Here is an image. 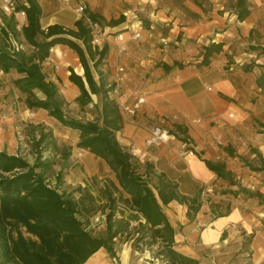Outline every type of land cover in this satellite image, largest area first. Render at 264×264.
Segmentation results:
<instances>
[{"label":"crops","instance_id":"1","mask_svg":"<svg viewBox=\"0 0 264 264\" xmlns=\"http://www.w3.org/2000/svg\"><path fill=\"white\" fill-rule=\"evenodd\" d=\"M38 2L42 10V28L55 23L66 28L72 27L74 21L79 19L75 11L79 5L99 14L101 20L107 22L119 18V22L105 27L106 33L123 38L118 41L115 35H107V39L103 40V44L108 45L105 61L109 66V78L112 79L116 69L123 66L127 80L121 89L120 102L131 105L140 97L144 98V102L133 116L121 111L123 126L117 132L118 141L123 147L135 148L134 155L141 163L148 162L153 165L155 173H164L178 184L182 194L197 196L205 184L216 188L229 185V190H234L237 185L234 179L239 176L230 163L238 159L257 163L255 150L264 157V57H257L251 50L247 51V47H243L252 42L251 36L260 37V33H264V10L248 6L250 12L242 21L237 19L235 12L231 13L228 28L223 30L220 29L219 16L215 18L212 15L211 20L203 19L198 6L190 0H104L98 8L93 0H69L65 5L63 0ZM137 14L144 17L146 28H155L153 38L147 37V29L142 33V38H133L141 21L136 20ZM221 33L227 34V41L214 37ZM179 34L199 37L195 45L185 46L188 39L179 38ZM202 38L206 41L202 42ZM161 41H167V44ZM211 42L223 43V50L214 54L207 66L197 67L203 47ZM121 44L126 48L123 52L119 51ZM59 46L51 50L42 64V70L48 80L54 83L59 80L71 90L70 96L64 90H59L69 101L79 95V89L68 79V69L73 68L78 57H73L71 52L67 53L68 57H62L63 48ZM245 57L254 60L248 61ZM174 62L185 65L179 68L173 65ZM163 64L171 68L165 70ZM81 68L75 70L79 75L83 73ZM91 97L96 106L97 96L93 94ZM173 123L186 127L194 155H181L182 142L174 136H169L159 146L146 143L152 127H167ZM39 125L46 129L44 124ZM45 125L49 127L54 123L48 120ZM50 130L57 146L66 143L71 147L67 149L68 157L61 158L62 162L73 161L65 174L71 185L87 187L96 200L95 190L88 183V178L102 179L105 176L109 177L111 183L118 185L114 173L110 172V167L103 159L77 147L78 131L68 128L67 132L72 131L74 134L68 141L53 127ZM242 153L248 154V159L242 157ZM204 160L224 163L234 184L218 177ZM102 182L99 184L102 185ZM239 194H231L234 200L227 211L220 215H215L204 204L192 216L187 215L186 204L172 201L162 205L163 212L174 228V249L197 259L199 264H214L209 259L212 256L209 252L226 240L227 235L221 239L222 233L236 225L248 229L250 212L245 206H239L240 202L235 199ZM262 211L260 209L257 213L259 217H262ZM116 216L127 220L131 226L144 222L140 213L122 206L116 209ZM101 218L105 220L104 215ZM249 249L253 259H264V236L261 233L253 235ZM107 255L104 249H99L84 264H111ZM126 258L125 254V261Z\"/></svg>","mask_w":264,"mask_h":264},{"label":"trees","instance_id":"2","mask_svg":"<svg viewBox=\"0 0 264 264\" xmlns=\"http://www.w3.org/2000/svg\"><path fill=\"white\" fill-rule=\"evenodd\" d=\"M15 1L18 9L25 11L26 24L18 30L15 16L5 14L0 8V70L3 73L14 70L20 74L12 82L25 95L26 107L46 110L62 126L78 131L77 147L103 159L115 174L118 185L111 183L103 189L109 206L105 216L106 228L104 234L94 236L79 215L92 210L95 196L80 185L75 188L77 196L59 190L60 175L51 185L47 173L52 170L54 162L43 156V152L56 151L58 146L51 130L37 126V134L33 136L37 150L33 163L19 153L0 151V264H84L99 249L116 259V239L131 241L134 251L151 250L161 264H199L197 259L174 249V228L162 210V205L176 201L186 204L187 215L192 216L202 205L199 196L182 194L177 183L162 172L155 173L152 164L141 163L118 141L117 132L123 126L121 110L111 98L113 84L104 81L99 69L107 56L108 45H92V34L86 21L100 23L101 16L84 7L83 15L74 21L72 27L55 23L42 28L38 0ZM236 5L239 7L237 18L242 21L250 12L247 2L237 0ZM23 44L28 45V51ZM57 45L67 46L79 59L82 75L69 68L68 79L79 89L74 100L80 107L92 102L91 95L97 96L98 116L94 120L66 116L57 84L48 80L42 70L43 62ZM251 49L256 50V47ZM222 50L221 42L204 46L197 67L207 66L210 58ZM173 65L181 68L185 64L174 62ZM163 68L169 70L171 66L163 64ZM164 130L191 148L192 140L184 125L173 123ZM255 153L257 163L243 161L252 171H264V157L256 150ZM68 155L69 152L65 151L63 158ZM204 162L218 177L234 184L224 163ZM242 191L248 196L254 195L249 190ZM227 192L238 194L240 190L223 193ZM119 203L140 213L144 222L131 226L127 220L115 218ZM123 235L124 239L121 238ZM225 236L226 232H223L221 239ZM153 246H156L155 250H152Z\"/></svg>","mask_w":264,"mask_h":264},{"label":"rangeland","instance_id":"3","mask_svg":"<svg viewBox=\"0 0 264 264\" xmlns=\"http://www.w3.org/2000/svg\"><path fill=\"white\" fill-rule=\"evenodd\" d=\"M193 2L192 4L198 6V10L203 14V19L211 20L212 15L215 18L218 16L220 19V29L223 30L228 28V19L230 18L231 13H236L239 10L236 2L237 0H190ZM95 6L98 8L101 4H103L104 0H93ZM247 7L251 6L256 10H264V0H246ZM64 5L66 4L63 2ZM214 13V14H213ZM137 19L140 21L138 23V32L141 34L140 38L143 36V32L145 29L149 30L146 32L147 37L153 38L155 33V28L152 29L147 26L145 27L143 23V16H139L137 14ZM226 17V18H225ZM226 19V21H225ZM238 19V18H237ZM118 19H110L108 22L105 20H101L99 27L102 30V42L100 47L103 45V42L107 39V35H111L114 37V33H106V26H110L113 23L112 21H118ZM151 25V24H150ZM257 30V29H256ZM183 33V32H182ZM260 37L251 36L252 42L249 44L243 45V47H247V51L251 50L257 57H264V33H260ZM116 36V35H115ZM219 36V37H218ZM214 35L215 38L222 39L223 41L228 40L227 34L221 33L220 35ZM179 38L188 39V42L185 46H193L196 43V40L199 36H189L185 37V35L179 34ZM207 39H211L208 37ZM104 40V41H103ZM202 42L206 40L204 38L201 39ZM162 44H167V41H161ZM201 44V43H200ZM256 47V50H252L251 47ZM60 48H63L61 52L62 57L67 56L69 52L73 55V57L77 58L75 52L69 49L67 46L60 45ZM23 48L27 51L29 50L28 45L23 44ZM126 49V48H125ZM120 51V49H119ZM123 52V51H122ZM51 54V52H50ZM261 55V56H259ZM107 57V56H106ZM105 57V59H106ZM244 58V57H243ZM247 58V57H245ZM103 60L102 64L99 66V69L102 72V77L107 84H110L111 80L109 78V66L108 63ZM246 60H254V58ZM264 61V59H262ZM80 63L78 58L75 60V64L73 65L74 71L79 70ZM95 78L98 79L97 75L94 73ZM20 74L16 73L14 70H11L8 73H3L0 70V142H3L0 145V151H5L8 154L11 153H19L23 157H25L30 163L34 162L36 157V149L33 145V136L36 135V127L39 126V123L44 124L46 129L50 130V127L57 130L63 138L70 141L74 134L72 131H68V128L62 126L57 120L50 117L46 110L42 109H28L25 105L24 98L25 95L21 93L14 85L12 80L14 78L19 77ZM58 85L59 90H64L68 95L71 94V90L61 84L58 80L56 83ZM61 92V91H60ZM40 96V93H37ZM62 95V93H61ZM70 96V95H69ZM121 96V95H120ZM63 97V95H62ZM70 98V97H69ZM64 102L62 103V109L66 116L73 117L77 119H81L83 121L94 120L98 116V109L94 105L93 102L80 107L79 104L74 100L70 99L67 101L63 97ZM120 102V98L118 100ZM120 108V107H119ZM53 122L54 125L49 126L45 125V122ZM39 122V123H38ZM160 126L162 129L170 128L172 126ZM1 144V143H0ZM71 148L66 143L58 145V150L51 152L44 151L43 156L52 160L54 162L52 170L47 173V176L50 180L51 185H54L55 178L57 175L61 176V184L59 186V190L65 191L67 194L72 193L74 196H77V192H75V188L78 185H71L67 179L65 174L68 171V167L73 162L72 160L68 162L61 161L63 153L67 151V149ZM79 148V147H78ZM187 148V146H186ZM130 149V148H129ZM131 150V149H130ZM180 150H182V144L180 145ZM242 157L248 159V154L242 153ZM59 155V156H57ZM257 160V159H256ZM231 166L238 171L239 178L234 179L237 185L234 186V190L236 191L239 188H249L250 192L254 195L248 196L247 193L240 190L239 197L235 199L238 200L239 206H245L246 209L250 212L251 220L248 223V229L240 225H236L235 227H230L226 232V240L220 242L217 247L211 249L212 252H209V255L212 253V256L209 258L214 261V264H246L247 262H252V264H264V259L255 260L252 257V253L249 249L250 240L256 232H259L264 236V213H262V217H259L257 213L259 210H264V173H256L251 172L248 167L243 165V161H232L230 163ZM110 172L112 170L110 169ZM113 173V172H112ZM115 175V174H114ZM102 179L105 181L102 182ZM102 179H94L88 178V183L95 190V195L97 196V200L92 207V210L88 212H83L79 215V218L86 226L87 230L94 236L102 235L105 232L106 223L103 221L101 215L106 216L109 211L108 202L106 200V195L103 192L105 186H111V182L109 181V177L102 176ZM102 182V185L99 183ZM113 184V183H112ZM212 187V191L201 198L200 194L202 188L198 192L199 199L202 204L207 205L210 209L213 210L215 215H219L227 211L229 205L234 200L233 195L231 193H223L224 191H228L229 185L224 186L223 188L213 187L211 184H205ZM204 186V185H203ZM99 189H102L99 194ZM239 191V190H238ZM117 196V195H116ZM126 207V205L119 203L118 207ZM116 208V209H117ZM264 212V211H262ZM115 218L116 211H115ZM118 219V218H117ZM123 235L121 238L124 239ZM115 249L117 258H111L109 255L108 258L111 264H120L122 261L123 264H161V260L153 257L151 250H144L143 252L134 251L131 247V241H122L119 239L115 240ZM127 249V253H126ZM156 246L152 247V250H155ZM127 256L126 261L124 260V256Z\"/></svg>","mask_w":264,"mask_h":264},{"label":"built area","instance_id":"4","mask_svg":"<svg viewBox=\"0 0 264 264\" xmlns=\"http://www.w3.org/2000/svg\"><path fill=\"white\" fill-rule=\"evenodd\" d=\"M65 3L69 2V0H63ZM0 8L1 10L7 14V15H11L13 14L16 18L17 21V29L21 30L22 26L26 24V14L25 11L23 9H18L17 7V3L15 0H0ZM75 11L79 14V18L83 15V11H84V6L79 5L75 8ZM88 26L91 30V34H92V45L94 47H100V44L102 42V30L99 27V24L96 22H92L89 19H86ZM141 34L139 32H135L133 34V38H140ZM116 39L118 41H122L123 38L121 35H117ZM120 52L125 50V46L124 45H120L119 46ZM127 80V73L126 70L123 66H119L116 71L113 74L112 77V82L111 84H113V90L111 93V98L114 99L119 107L120 110L123 113H126L128 115H135L137 109L139 108L140 104L144 102V98L140 97L138 98L133 104L131 105H124L121 102H118L120 95H121V89L122 86L124 85V83ZM169 136H173L168 134L164 129H162L160 126H154L151 128L150 130V135L148 137V139L146 140V143L148 145H152V146H159L161 145L163 142H165V140H167V138ZM186 144L182 143V150H181V155L183 156H192L195 154L194 150L191 148H186ZM131 151L134 155L135 153V148H131ZM212 191V187L208 186V185H204L201 191V198H203L205 195H207L208 193H210Z\"/></svg>","mask_w":264,"mask_h":264}]
</instances>
